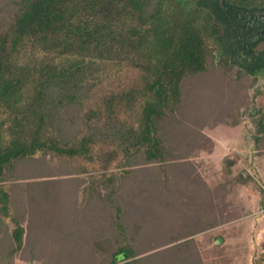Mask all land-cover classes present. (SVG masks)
I'll use <instances>...</instances> for the list:
<instances>
[{"label":"trees","instance_id":"1","mask_svg":"<svg viewBox=\"0 0 264 264\" xmlns=\"http://www.w3.org/2000/svg\"><path fill=\"white\" fill-rule=\"evenodd\" d=\"M257 11L264 12V0H0V236L9 233L6 223L15 224L9 251L0 256L10 259L23 249L26 218L37 234L31 212L44 215L46 225L60 221L62 213L75 214L78 222L87 223L83 236L93 233L91 213L112 212L116 246L112 240L104 245L102 264H197L193 238L168 246L171 259L164 258L166 250L157 257H137L124 223V196H136L134 184L143 165L152 166L149 185L167 203L182 194L174 162L189 157L195 146L187 139L168 145L177 129L168 121L179 118L182 123L188 117L181 113L185 105L199 123L221 118L226 106L240 115L247 99L244 84L228 86L231 106L223 102L207 109L211 117L199 115L198 107L206 104L207 87L224 85L221 79L212 82L219 68L238 66V73L252 79L264 71L262 33L259 39L245 34L247 15ZM258 125L256 144L263 149L264 115ZM199 140L194 138L196 144ZM48 157L91 172L83 190L86 206L77 203L72 182L62 193L47 190L42 181L21 183L22 173L34 171L26 165L50 167ZM10 178L19 182L10 185ZM63 201L67 213L60 208ZM143 204L150 210L148 201L139 210ZM191 227L186 224L179 233L193 236L198 231ZM67 228L63 237L68 244L74 242L72 232L82 230ZM7 246L0 245V252ZM74 246L66 262L54 263L87 264L74 257L82 245Z\"/></svg>","mask_w":264,"mask_h":264},{"label":"rangeland","instance_id":"2","mask_svg":"<svg viewBox=\"0 0 264 264\" xmlns=\"http://www.w3.org/2000/svg\"><path fill=\"white\" fill-rule=\"evenodd\" d=\"M260 48L263 49L264 44ZM238 69V66L221 67L213 73L212 82L221 79L224 85H216L211 89L212 85L209 84V89L207 87L204 93L206 98L203 99L206 104L198 107V111L199 115L203 113L202 117L209 118L211 113H205L207 109L213 111L223 102L231 106L233 101L229 98L231 100L234 98L227 93L226 88L228 86L235 88L237 85L242 87L244 84L247 86V99L240 107V115L231 114L232 110L226 106L227 111L220 112L221 115L225 112L221 118L215 116L217 118L199 123L191 115L190 108L185 105L181 113L182 115L187 113L188 117L184 116L187 120L178 116L183 119L182 123H178L179 118L177 121L175 119L168 121L169 127L177 124L175 132L168 137V145H179L181 139H187L188 144L195 146L189 149V157L174 162L177 165L175 168L177 172L174 171L173 175L182 181L183 188L180 189L182 194L173 196L167 203L168 199L161 196L162 194H157V189L153 191V187L149 185L152 166L143 165L144 171L140 173V181L133 183L136 196L133 199H129L127 194L124 196L127 201L124 223L131 234V244L138 253L137 257L147 255L157 257L158 253L166 250L164 258L171 259L173 253L168 250V246L193 238L194 243L191 246L197 264H264V172H262L264 163L254 152L257 146L254 140L261 132L258 122L264 115V111L259 113L256 111L264 105V73L252 79L243 72L238 73ZM199 95H203L202 91ZM237 119L238 124H234ZM196 131L199 136H195ZM194 138L196 140L200 138L201 142L196 144ZM47 159L50 167L49 164L39 162L41 160L37 161L39 162L37 169L26 165L28 167L26 170L34 171L30 175H27L28 172L22 173L23 178L19 179L21 183H27L28 180L42 181L47 190L54 187L62 193L67 182H72L78 196L77 203H80V208L86 206L83 190L90 181L91 172H79L73 165H62L59 161L49 157ZM21 167L24 168L25 165ZM246 176H251L252 179L247 180ZM145 179L148 183H144ZM17 182L19 181L14 178L8 181L10 185ZM188 188L190 190L186 191ZM154 192L155 196H152ZM130 201L132 202L128 203ZM142 201H148L150 210L145 208L147 206L144 207V204L139 210ZM66 207L67 202L63 201L60 208L67 213ZM43 208L46 209L47 206ZM88 208L91 209L90 204ZM95 209L97 211L98 208ZM30 214L33 217V224L38 225L37 234L36 231L32 232L30 220L26 218L23 249L10 259L3 258L8 250L7 243L11 239L10 232L15 227L13 222L6 223L5 233H9L0 236V245L7 246V249L3 253L0 252L2 255L0 264H55L54 262L59 260L66 262L69 254L75 250L74 245H82L76 247L79 249L77 251H80L79 256L78 254L74 256L77 257V261L83 259L82 261L87 264H102L104 245L112 240V246H116L114 241L117 228L112 212L103 215L91 213L89 227L92 226L94 230L91 236L89 232L86 233L88 238L79 235L83 233V229H87V223L78 222L75 214L62 213L60 221H53L52 224L49 222L47 225L44 215L32 212ZM195 222L196 228L191 227ZM186 224L198 232L189 237L182 232L184 234L179 240L171 243V238L182 234L179 233L182 231L180 229ZM72 225L82 232L73 231V235H76L74 238L76 244L73 240L67 244L63 235L67 233V226L72 228ZM218 235L222 237L217 238ZM69 244L74 245L72 247ZM59 253L61 258L57 255Z\"/></svg>","mask_w":264,"mask_h":264},{"label":"flooded vegetation","instance_id":"3","mask_svg":"<svg viewBox=\"0 0 264 264\" xmlns=\"http://www.w3.org/2000/svg\"><path fill=\"white\" fill-rule=\"evenodd\" d=\"M241 17L244 18L245 13H241ZM247 18L249 19L250 29L247 30L245 34L247 36H250L251 34L254 39H259L261 38L260 35L262 33V36L264 37V21L259 23V20H264V12L262 13L261 11H257L255 15L248 14ZM246 24L243 26L244 28L248 27ZM262 44H264V40L261 41V45ZM261 73H264V71H262Z\"/></svg>","mask_w":264,"mask_h":264},{"label":"crops","instance_id":"4","mask_svg":"<svg viewBox=\"0 0 264 264\" xmlns=\"http://www.w3.org/2000/svg\"><path fill=\"white\" fill-rule=\"evenodd\" d=\"M254 141H256V140H254ZM254 152L257 153V156L260 159H263V163H264V148L263 149H259L258 146H256ZM262 172H264V168L262 169Z\"/></svg>","mask_w":264,"mask_h":264}]
</instances>
